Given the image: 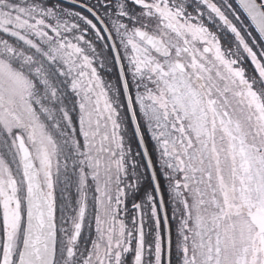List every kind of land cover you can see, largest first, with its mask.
<instances>
[{
  "label": "snow or ice",
  "instance_id": "obj_1",
  "mask_svg": "<svg viewBox=\"0 0 264 264\" xmlns=\"http://www.w3.org/2000/svg\"><path fill=\"white\" fill-rule=\"evenodd\" d=\"M0 264H264V0H0Z\"/></svg>",
  "mask_w": 264,
  "mask_h": 264
}]
</instances>
